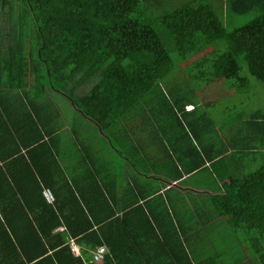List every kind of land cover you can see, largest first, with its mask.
Masks as SVG:
<instances>
[{
  "label": "trees",
  "instance_id": "trees-1",
  "mask_svg": "<svg viewBox=\"0 0 264 264\" xmlns=\"http://www.w3.org/2000/svg\"><path fill=\"white\" fill-rule=\"evenodd\" d=\"M190 59L182 68V88L171 87L169 74ZM242 67L264 90V13L226 30L209 0H0V126L15 145L11 154L16 157L11 163L23 159L36 182L27 188L10 173L21 197L15 210L17 219L25 218L30 228V236H17V246L26 260L35 261L45 256L47 248L59 247L54 253L57 263L63 264L61 257L66 253L71 264L79 262L70 254L64 233H52L61 224L56 213L58 201L53 206L43 199L36 179L41 176L40 160H34L29 152V163L18 154L21 144L41 151L40 157H53L44 141L54 129L47 127V118L55 112V103L60 105L52 97H63L70 109L94 122L92 137L103 143L120 141L125 129L122 120L145 119L151 125L154 118H163L171 120L187 138L195 131L196 123L191 120L201 119L211 145L219 136L206 110L211 102L196 103L195 96L219 80L237 94L252 93ZM164 82L168 96L161 87ZM186 105L192 110L185 111ZM258 112L241 118L243 129L253 122L264 123ZM239 118L232 117L222 127ZM29 135L32 138L26 141ZM229 143L215 154L204 153L223 187L222 193L210 199L242 237L250 254L264 264V163L240 176L230 170L220 174L215 167L234 155ZM192 148L197 152L194 145ZM251 148L247 144L240 150L247 153ZM118 151L122 153L120 148ZM0 158L5 157L0 154ZM201 161L204 158L199 164ZM0 175L10 181L1 167ZM77 205L74 220L63 217L69 235L84 232L83 238L77 239L80 243L101 245L107 241L95 231H86L91 223L87 212ZM86 210L90 212L89 206ZM4 222L10 226V221ZM1 225L6 230L3 222ZM105 259L109 262L106 255Z\"/></svg>",
  "mask_w": 264,
  "mask_h": 264
},
{
  "label": "crops",
  "instance_id": "crops-1",
  "mask_svg": "<svg viewBox=\"0 0 264 264\" xmlns=\"http://www.w3.org/2000/svg\"><path fill=\"white\" fill-rule=\"evenodd\" d=\"M209 2L226 30L264 13V0ZM246 6L249 8L244 10ZM249 87H252L251 97L247 98L250 105L256 101L257 85L251 82ZM232 91L224 95L232 94ZM260 94L262 96L263 92ZM52 99H58L60 105L55 103V112L47 118L50 125L47 127L54 129L44 141L52 149L53 157H40L41 151L34 152L31 145L21 144H18V154L29 163V152L34 160H40L42 178L38 175L36 179L41 185L42 196L45 188L54 196L52 203L44 196L43 199L53 206L58 201L56 213L61 224L52 233H64L70 254L79 261L77 264H260L225 216L214 208L210 196L222 193L223 187L204 154H215L225 142L232 143L234 155L227 163L215 167L220 174L230 170L233 175L240 176L263 164L264 123L253 122L246 125V129L242 128L241 118L245 119L253 111L244 114L234 108L236 111L232 116L240 118L232 125L220 128L219 136L211 145L201 119L191 120L196 123L195 131L187 138L179 127L170 123L171 120L163 118H154L151 125L145 119L132 123L122 120L121 126L125 129L120 134V141L113 145L92 137L95 123L70 109L63 97ZM240 107L243 108L242 104ZM188 110H192L191 105H186L185 111ZM255 110H259L257 115L264 119V106ZM31 138L29 135L26 141ZM247 144L251 145V150L242 152L240 147ZM193 145L197 152L193 151ZM14 147L0 126V154L5 157L0 158V167L10 180L7 182L0 175V223L6 227L5 230L0 224V264H59L54 259L59 247L47 248L45 256L28 261L17 246V236H30V228L25 218L17 219L15 210L21 197L10 173L27 188H32L31 184L36 182L27 172L23 159L19 164L11 163L16 157V153L11 154ZM200 158H204L201 164ZM195 163L198 166L192 168ZM77 203L87 212L92 226L86 231H95L99 238L105 237L107 241L101 245L80 243L77 239L83 238L84 232L75 237L69 235L63 217L72 220ZM28 218L31 221L32 216ZM7 220L10 226L4 222ZM80 224L79 221L75 223V228H80ZM70 242L77 246L79 255L71 250ZM98 247H103L109 262L104 261V256L100 261L93 260ZM31 252L32 249L28 250L29 254ZM66 254L61 260L63 264H71Z\"/></svg>",
  "mask_w": 264,
  "mask_h": 264
},
{
  "label": "rangeland",
  "instance_id": "rangeland-1",
  "mask_svg": "<svg viewBox=\"0 0 264 264\" xmlns=\"http://www.w3.org/2000/svg\"><path fill=\"white\" fill-rule=\"evenodd\" d=\"M192 60L193 59H190L186 63L172 70V72L169 74L167 78V81L170 82L171 87H174L177 89L182 88V84H181V81L183 80L182 79V76H183L182 68L184 67V65L188 64ZM241 74L249 77L250 82L257 85V91L254 93V96L256 97L255 103H250L249 105V102L247 99L251 97V93L249 91L247 93L241 92L239 94L232 91V94L224 95L225 92H228L231 89L230 90L227 89L226 85L223 84V80L222 81L219 80V81L212 83L207 88L202 89V91H200L197 94V97L195 96L194 101L196 103H200L201 101H204L206 99L210 100L211 105L208 107V109L206 108V110H207L209 117H211L214 122V129L216 130L217 133H220V128L222 127V125L229 122V120L233 117L232 115L235 114V111L237 109L242 110L244 114H247L248 112L254 111L255 109H260L264 106V90L260 86L261 85L260 82L254 79L252 76H250L245 67H242ZM161 87H162L164 94L168 96L166 92L167 88H166L165 82L163 84L161 83ZM261 92H263L262 96L260 94ZM240 104H242L243 108L240 107ZM87 125H90V123L88 122ZM255 168H251L250 171L255 170Z\"/></svg>",
  "mask_w": 264,
  "mask_h": 264
},
{
  "label": "built area",
  "instance_id": "built-area-1",
  "mask_svg": "<svg viewBox=\"0 0 264 264\" xmlns=\"http://www.w3.org/2000/svg\"><path fill=\"white\" fill-rule=\"evenodd\" d=\"M43 196L45 197V199L49 203H52L54 201V196H53L52 192L47 188H45L43 190ZM70 246H71V250L74 252V254L79 255L77 246L73 242H70ZM103 256H104L103 247H98L96 249L95 253L93 254V260L100 261V260H102ZM81 264H87V263L82 262Z\"/></svg>",
  "mask_w": 264,
  "mask_h": 264
}]
</instances>
